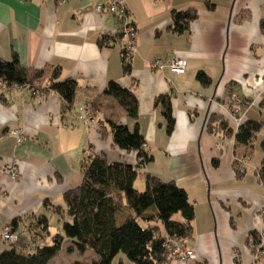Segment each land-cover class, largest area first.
I'll return each instance as SVG.
<instances>
[{
	"label": "crops",
	"instance_id": "1",
	"mask_svg": "<svg viewBox=\"0 0 264 264\" xmlns=\"http://www.w3.org/2000/svg\"><path fill=\"white\" fill-rule=\"evenodd\" d=\"M108 1L0 0V58L11 61L17 53L27 74L25 86L1 91L0 253L10 248L1 232L15 219H21L19 235L34 227L35 215L49 216L51 205L65 206L64 194L82 182L89 150L110 162L137 164L136 152L116 148L110 132L100 131L111 130L110 119L130 131L138 128L153 157L146 171L174 181L194 204L195 236L185 246L198 259L173 264H254L248 240L264 230V185L258 175L263 137L258 134L252 149L236 151L234 136L210 133L208 125L222 116L237 128L232 94L247 104L240 106L243 121H264V0H126L137 27L127 76L116 40L120 20L97 12ZM191 8L197 16L189 29L168 31L172 12ZM105 37L111 44L100 46ZM172 59L187 61L184 74L152 68L155 61ZM201 72L210 84L199 80ZM52 80L78 83L72 111L65 113L63 98L47 91ZM111 81L134 90L137 121L105 95ZM85 104L94 115L93 126L78 119ZM10 130L21 131L24 140L18 142ZM10 167L18 169L16 179ZM236 168L242 170L240 177ZM135 186L142 189L141 183ZM131 217L126 205L117 215L118 225Z\"/></svg>",
	"mask_w": 264,
	"mask_h": 264
},
{
	"label": "trees",
	"instance_id": "2",
	"mask_svg": "<svg viewBox=\"0 0 264 264\" xmlns=\"http://www.w3.org/2000/svg\"><path fill=\"white\" fill-rule=\"evenodd\" d=\"M209 7L214 6L210 4ZM196 16V9L174 10L168 31L183 34ZM262 28L264 29V20ZM116 40L122 46L124 74L130 75L134 53L124 45L121 33ZM110 42L105 37L99 41V45H110ZM198 78L204 85L210 84V79L204 72L199 73ZM0 82L5 85V90L26 85V69L17 53H14L11 61L0 58ZM46 89L63 98L65 113L74 109L78 90L76 81L52 80ZM2 90L0 87V99L4 97ZM104 93L113 97L127 116L138 120L139 104L132 88L111 81ZM246 106L243 102L241 108ZM260 107L264 115V98ZM171 120L170 117L169 132L173 129ZM108 124L111 130L100 127L102 134L106 136L110 132L116 148L136 152L137 164L110 162L105 154L89 150L81 184L64 194V207H50L54 214L63 219V235L53 236L51 245L43 244L51 235V223L47 214H37L34 217V227L28 226L27 231L21 230L19 242L0 253V264H50L62 250L66 238L80 252L88 249L96 252L100 259L94 264H114L118 257L117 264H173L176 245H185L194 239L196 211L188 192L174 181L166 182L146 171L153 157L146 151L147 142L137 127L130 131L126 125L110 119ZM208 131L234 136L236 151L241 146L252 149L258 134L264 131V121H243L236 131L227 119L214 116L208 125ZM261 148L264 151V135ZM241 161L240 159L239 162ZM215 165L217 166V161ZM236 173L238 177L243 174L240 168H236ZM258 175L264 185V162L258 169ZM140 177L146 181L144 192H140L135 186ZM126 205L131 209L132 217L118 225L117 215ZM20 220L15 219L10 225L14 233L19 228ZM21 242L24 243L22 247L19 246ZM248 244L253 253H257L261 244L259 233H252ZM74 264L84 263L77 261Z\"/></svg>",
	"mask_w": 264,
	"mask_h": 264
},
{
	"label": "built area",
	"instance_id": "3",
	"mask_svg": "<svg viewBox=\"0 0 264 264\" xmlns=\"http://www.w3.org/2000/svg\"><path fill=\"white\" fill-rule=\"evenodd\" d=\"M65 1V0H63ZM97 12L106 16H116L120 20L121 28L119 33L123 36L124 45L128 50L135 53L137 46V27L129 17L126 0H109L104 5L97 7ZM170 68L173 73L184 74L187 69V61L185 59H172L169 61L158 60L152 63V68L159 73H163L166 68ZM0 87L5 88V85L0 82ZM230 101L233 105L231 114L237 119V128L243 122L241 118L242 109L240 106L243 104L242 98L237 94L230 96ZM78 119L84 121L87 125H95V118L89 105H81L79 108ZM9 134L15 136L18 142L24 140L23 133L17 130H10ZM8 172L14 179L18 176V169L16 167H10ZM261 238L260 248L257 253H254V261L256 263H264V230L259 233ZM2 239L9 245H16L19 242V236L13 232L11 226H6L1 232ZM173 259L181 262H195L198 259V255L193 249H188L185 245L177 244L173 253Z\"/></svg>",
	"mask_w": 264,
	"mask_h": 264
},
{
	"label": "rangeland",
	"instance_id": "4",
	"mask_svg": "<svg viewBox=\"0 0 264 264\" xmlns=\"http://www.w3.org/2000/svg\"><path fill=\"white\" fill-rule=\"evenodd\" d=\"M263 134L264 131H261V133H259V136L262 135L261 136L262 138ZM256 142H258V139ZM258 144L260 147L261 141H259ZM259 147L258 149L255 150L254 155L258 154ZM140 183L142 184L141 186L142 189L140 190L137 187L136 189L139 190L140 192H144L146 190V181L143 177L137 179L136 185L138 186L140 185ZM49 218L51 223V235L47 237L46 241L43 244L51 245L53 236H55L56 234L63 235V219L59 215L53 213L49 214ZM24 241H26V239H24ZM12 246L15 245H9L8 247H12ZM99 259H100L99 255L93 250L88 249L85 252H80L73 244V242L66 238L62 250L52 261H50V264H74L77 261L83 262L84 264H94L95 262L99 261ZM118 260L119 257L114 261V264H117ZM260 264L263 263L261 262Z\"/></svg>",
	"mask_w": 264,
	"mask_h": 264
}]
</instances>
